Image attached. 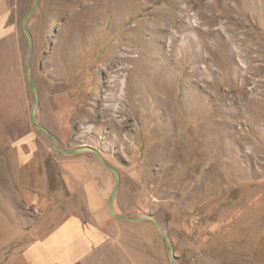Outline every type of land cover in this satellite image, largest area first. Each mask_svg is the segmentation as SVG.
Masks as SVG:
<instances>
[{"label":"rangeland","instance_id":"374dc122","mask_svg":"<svg viewBox=\"0 0 264 264\" xmlns=\"http://www.w3.org/2000/svg\"><path fill=\"white\" fill-rule=\"evenodd\" d=\"M32 16L69 79L73 146L120 171L118 213L156 216L175 264H264V0H39ZM39 155L0 144V264H31ZM118 223L86 264H170L152 220Z\"/></svg>","mask_w":264,"mask_h":264},{"label":"crops","instance_id":"0c3cea01","mask_svg":"<svg viewBox=\"0 0 264 264\" xmlns=\"http://www.w3.org/2000/svg\"><path fill=\"white\" fill-rule=\"evenodd\" d=\"M25 8H30L25 0H0V144L10 146L20 161L32 162L43 155L41 185L24 195L41 220L38 236L27 248V258L31 264H86L103 246L117 242L121 228L109 207L116 177L101 170L92 160V152L55 156L49 135L34 123L35 93L27 67L28 36L23 28L26 10L21 16ZM32 15L28 26L34 38L30 73L39 90L36 119L62 149L73 148L74 100L69 79L52 56L55 44L45 53L38 48L41 39L34 32L36 19L34 22ZM120 199L119 188L115 209L124 212Z\"/></svg>","mask_w":264,"mask_h":264},{"label":"water","instance_id":"95a60500","mask_svg":"<svg viewBox=\"0 0 264 264\" xmlns=\"http://www.w3.org/2000/svg\"><path fill=\"white\" fill-rule=\"evenodd\" d=\"M39 0H34L32 5L30 6V8L26 11V13L24 14L23 17V28L28 36V42H29V49H28V55H27V67H28V71H29V78H30V84L34 90L35 93V104L32 110V117L34 120V123L36 124L37 127H39L41 130H43L44 132H46L54 147L62 154H69V155H73V154H77L80 152H84V151H89L92 152L99 160L100 162L105 165L108 169H110L112 172H114L115 177H116V182H115V186L112 190V193L110 195V200H109V207H110V211L112 212V214L114 216H116L117 218L123 219V220H128V221H145V220H152L155 225L157 226V228L160 230V232L162 233V235L164 236V238L166 239V241L169 244V248H170V255H171V262L170 264H175L176 263V253L174 250V246H173V242L172 239L170 237V235L166 232V230L164 229V227L162 226V224L160 223V221L156 218V216L152 215V214H145V215H140V216H128V215H123L120 214L116 211L115 209V199H116V195H117V191L119 189V185H120V181H121V174L120 171L117 170L115 167L111 166L103 157L102 153L100 152L99 149H97L96 147L93 146H89V145H82V146H78V147H74V148H70V149H62L59 147L55 137L51 134V132L49 130H47L44 126H42L36 119V107L39 101V90L38 87L36 85V83L34 82V80L32 79L31 73H30V68H31V62H30V57H31V52H32V48H33V44H34V40H33V36L32 33L28 27V21L30 16L33 14V12L35 11L36 7L38 6Z\"/></svg>","mask_w":264,"mask_h":264},{"label":"built area","instance_id":"2783aa9c","mask_svg":"<svg viewBox=\"0 0 264 264\" xmlns=\"http://www.w3.org/2000/svg\"><path fill=\"white\" fill-rule=\"evenodd\" d=\"M35 211H36V212H38V210H37V209H35Z\"/></svg>","mask_w":264,"mask_h":264},{"label":"bare ground","instance_id":"6f19581e","mask_svg":"<svg viewBox=\"0 0 264 264\" xmlns=\"http://www.w3.org/2000/svg\"><path fill=\"white\" fill-rule=\"evenodd\" d=\"M255 5V4H254Z\"/></svg>","mask_w":264,"mask_h":264}]
</instances>
